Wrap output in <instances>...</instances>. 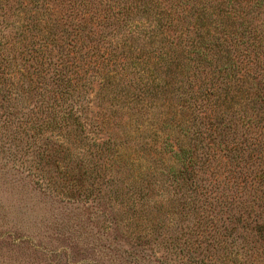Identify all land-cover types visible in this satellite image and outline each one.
I'll return each mask as SVG.
<instances>
[{
    "label": "trees",
    "instance_id": "trees-1",
    "mask_svg": "<svg viewBox=\"0 0 264 264\" xmlns=\"http://www.w3.org/2000/svg\"><path fill=\"white\" fill-rule=\"evenodd\" d=\"M0 147L134 264H264V0H0Z\"/></svg>",
    "mask_w": 264,
    "mask_h": 264
},
{
    "label": "rangeland",
    "instance_id": "rangeland-1",
    "mask_svg": "<svg viewBox=\"0 0 264 264\" xmlns=\"http://www.w3.org/2000/svg\"><path fill=\"white\" fill-rule=\"evenodd\" d=\"M20 157L0 147V264H134L142 229H115L124 218L115 198L52 194ZM117 169L126 179L122 168L113 176Z\"/></svg>",
    "mask_w": 264,
    "mask_h": 264
}]
</instances>
